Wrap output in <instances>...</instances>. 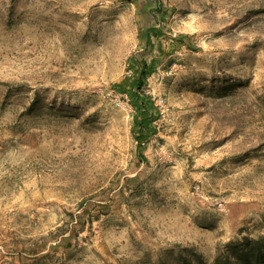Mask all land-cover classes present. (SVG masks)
I'll list each match as a JSON object with an SVG mask.
<instances>
[{"label":"rangeland","instance_id":"374dc122","mask_svg":"<svg viewBox=\"0 0 264 264\" xmlns=\"http://www.w3.org/2000/svg\"><path fill=\"white\" fill-rule=\"evenodd\" d=\"M261 234L264 0H0V264H212Z\"/></svg>","mask_w":264,"mask_h":264},{"label":"trees","instance_id":"16d2710c","mask_svg":"<svg viewBox=\"0 0 264 264\" xmlns=\"http://www.w3.org/2000/svg\"><path fill=\"white\" fill-rule=\"evenodd\" d=\"M159 1H157L158 3ZM150 33L146 32L145 42H151ZM181 38H184L181 36ZM130 74L112 85L113 90L128 97L134 109L133 136L137 152L143 155V146L154 133L151 123L155 120L154 112L149 108V96L144 91L147 78L155 70L154 61L146 58L129 59ZM182 258V257H181ZM186 259V258H185ZM183 264H206L202 255L192 252L191 258L182 260ZM212 264H264V234L256 237L245 236L239 240L218 244Z\"/></svg>","mask_w":264,"mask_h":264}]
</instances>
